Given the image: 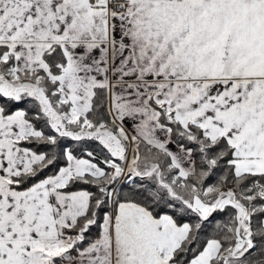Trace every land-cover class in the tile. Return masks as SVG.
I'll return each mask as SVG.
<instances>
[{
	"label": "snow or ice",
	"instance_id": "1",
	"mask_svg": "<svg viewBox=\"0 0 264 264\" xmlns=\"http://www.w3.org/2000/svg\"><path fill=\"white\" fill-rule=\"evenodd\" d=\"M0 264H264V0H0Z\"/></svg>",
	"mask_w": 264,
	"mask_h": 264
}]
</instances>
